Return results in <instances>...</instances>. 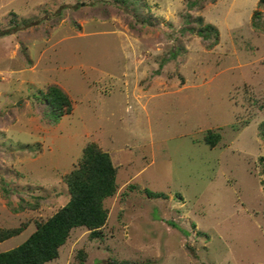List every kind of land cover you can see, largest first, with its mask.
Segmentation results:
<instances>
[{
    "label": "rangeland",
    "instance_id": "obj_1",
    "mask_svg": "<svg viewBox=\"0 0 264 264\" xmlns=\"http://www.w3.org/2000/svg\"><path fill=\"white\" fill-rule=\"evenodd\" d=\"M51 84L72 103L55 122ZM262 123L260 0H0V227L26 224L0 252L67 202L94 142L117 168L102 236L74 227L44 264H264Z\"/></svg>",
    "mask_w": 264,
    "mask_h": 264
},
{
    "label": "trees",
    "instance_id": "obj_2",
    "mask_svg": "<svg viewBox=\"0 0 264 264\" xmlns=\"http://www.w3.org/2000/svg\"><path fill=\"white\" fill-rule=\"evenodd\" d=\"M214 2L215 0H211ZM264 2V0H260ZM259 11L252 14V24ZM198 31L201 36L213 35L211 48L218 42V30L211 24H203L202 17H197ZM41 100L52 113L51 121L55 122L72 110V103L67 93L56 84L49 85L41 92ZM260 136L264 139V123L260 125ZM219 134L207 130L204 141L210 147L215 146ZM117 168L113 165L108 152L94 142L83 147L82 156L70 172L64 175L69 198L55 213L44 221L36 222L34 231L16 247L0 252V264H44L58 257L59 248L63 245L74 227H85L90 230V238L102 236V227L108 217L104 200L115 194ZM148 196L164 197V193L145 191ZM25 208L24 204L14 210ZM26 225V224H24ZM23 225V226H24ZM0 227V242L18 234L22 227ZM80 261L85 258L82 250L78 251ZM116 263V262H115ZM113 263V264H115ZM116 264H133L122 261Z\"/></svg>",
    "mask_w": 264,
    "mask_h": 264
}]
</instances>
